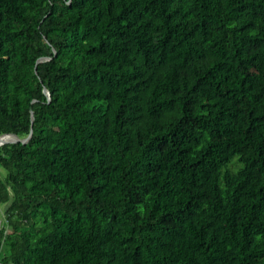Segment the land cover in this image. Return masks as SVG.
<instances>
[{
	"label": "trees",
	"instance_id": "1",
	"mask_svg": "<svg viewBox=\"0 0 264 264\" xmlns=\"http://www.w3.org/2000/svg\"><path fill=\"white\" fill-rule=\"evenodd\" d=\"M32 127L0 264H264V0H0V134Z\"/></svg>",
	"mask_w": 264,
	"mask_h": 264
},
{
	"label": "water",
	"instance_id": "2",
	"mask_svg": "<svg viewBox=\"0 0 264 264\" xmlns=\"http://www.w3.org/2000/svg\"><path fill=\"white\" fill-rule=\"evenodd\" d=\"M50 58L51 57H41V58L38 59L37 62H42V61L48 60ZM44 91H45V93L47 94V96H48V98L50 100L51 99V94H50L49 89L47 87H45ZM34 120H35V115H34V112H32V121L34 122ZM32 136H33V127L31 128L30 133L27 136H25V137H20L17 133H13V132L2 133V134H0V146H2L4 144H7V143H16V142L27 143V142L30 141ZM6 138H8V139H6ZM1 224H2V218H1V215H0V229H1Z\"/></svg>",
	"mask_w": 264,
	"mask_h": 264
},
{
	"label": "crops",
	"instance_id": "3",
	"mask_svg": "<svg viewBox=\"0 0 264 264\" xmlns=\"http://www.w3.org/2000/svg\"><path fill=\"white\" fill-rule=\"evenodd\" d=\"M6 208H7V205H5V204L0 205V215H2V213L5 212Z\"/></svg>",
	"mask_w": 264,
	"mask_h": 264
},
{
	"label": "rangeland",
	"instance_id": "4",
	"mask_svg": "<svg viewBox=\"0 0 264 264\" xmlns=\"http://www.w3.org/2000/svg\"><path fill=\"white\" fill-rule=\"evenodd\" d=\"M1 172H3L4 174L6 173L5 170L3 168H0Z\"/></svg>",
	"mask_w": 264,
	"mask_h": 264
},
{
	"label": "bare ground",
	"instance_id": "5",
	"mask_svg": "<svg viewBox=\"0 0 264 264\" xmlns=\"http://www.w3.org/2000/svg\"><path fill=\"white\" fill-rule=\"evenodd\" d=\"M3 139V138H2ZM6 139H8V138H6Z\"/></svg>",
	"mask_w": 264,
	"mask_h": 264
}]
</instances>
